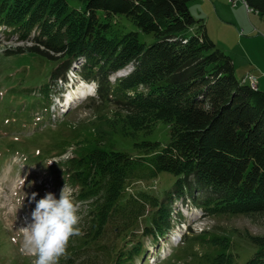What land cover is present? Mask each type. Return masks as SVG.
I'll use <instances>...</instances> for the list:
<instances>
[{
	"label": "trees",
	"instance_id": "16d2710c",
	"mask_svg": "<svg viewBox=\"0 0 264 264\" xmlns=\"http://www.w3.org/2000/svg\"><path fill=\"white\" fill-rule=\"evenodd\" d=\"M190 1L0 0L6 34L30 42L13 54L32 52L56 63L53 81L64 80L71 64L83 58L78 74L96 81L101 104L114 103L127 116L126 135L149 132L158 121L170 131L164 146L136 144L140 153L134 157L96 146L67 160L65 178L79 187L77 200L85 203L82 235L70 238L62 264H127L140 248L121 250L115 242L137 231L147 205L159 203L151 219L156 232L145 227L142 235L155 239L168 231L172 194L207 196L197 205L209 215L264 213V92L236 79L230 57L190 15ZM242 1L264 17V0ZM117 17L155 42L145 46L136 32L116 30ZM131 62L129 74L108 80ZM48 89L45 84L43 92ZM160 172L176 177L161 202L144 192L127 193ZM249 241L255 250L244 264H264V236ZM210 242L221 245L208 255L210 264H236L228 239Z\"/></svg>",
	"mask_w": 264,
	"mask_h": 264
},
{
	"label": "rangeland",
	"instance_id": "374dc122",
	"mask_svg": "<svg viewBox=\"0 0 264 264\" xmlns=\"http://www.w3.org/2000/svg\"><path fill=\"white\" fill-rule=\"evenodd\" d=\"M232 1L192 0L188 10L194 20L202 21L207 37L215 46L230 57L236 79L248 80L250 84L252 77L256 89L264 92V17L249 10L242 0ZM117 18L120 25L116 30L136 32L145 46L155 42L152 34L139 32L125 18ZM110 21L116 23L117 19L113 17ZM7 31L0 24V264H32L34 257L20 251L23 235L20 228L29 222L35 207V201L29 203L33 192L38 194L37 200L48 192L58 199L64 184L70 186L65 178L67 160L89 148H111L134 157L140 153L136 144L156 142L164 146L169 142L170 131L166 123L158 121L149 132L126 135L127 116L117 112L114 103L101 104L98 97L84 99V94L79 92L82 87L88 91L91 88L89 82L85 83L76 74L82 58L73 65L74 70L65 73L66 84L58 79L53 81L49 74L56 63L32 52L13 54L17 47H27L30 42L9 36ZM133 64L117 71L109 81L123 76L120 73L125 70L131 72ZM45 84L49 86L46 93ZM62 91L65 101L70 99L75 103H71L65 114L55 109L56 98ZM175 180V176L160 172L154 179L135 182L128 193L144 192L160 201L167 198L165 192ZM73 190L78 202L79 226L83 217L81 206L85 202L77 200L79 187ZM170 197L169 233L157 232L159 240L141 236L145 227L155 231L151 219L159 208L158 203L155 208L145 207L135 236L128 231L124 240L115 242L121 250L140 248V254L127 264H210L212 257L208 255L221 251V245L210 242L215 237L228 239V252L236 256V264H244L255 250L250 238L264 236V213L209 215L197 205L207 198L205 195L194 192L192 197L185 192ZM189 217L200 221L192 226L191 233H185ZM61 260L58 264H62Z\"/></svg>",
	"mask_w": 264,
	"mask_h": 264
},
{
	"label": "clouds",
	"instance_id": "9594fccd",
	"mask_svg": "<svg viewBox=\"0 0 264 264\" xmlns=\"http://www.w3.org/2000/svg\"><path fill=\"white\" fill-rule=\"evenodd\" d=\"M37 195L33 192L29 198V203L35 201V207L29 222L20 228L23 234L20 251L34 257L32 264H58L59 258L66 253L70 238L82 235L78 227V202L74 190L65 184L58 199L51 192L39 200Z\"/></svg>",
	"mask_w": 264,
	"mask_h": 264
},
{
	"label": "built area",
	"instance_id": "2783aa9c",
	"mask_svg": "<svg viewBox=\"0 0 264 264\" xmlns=\"http://www.w3.org/2000/svg\"><path fill=\"white\" fill-rule=\"evenodd\" d=\"M202 1H205V0H202ZM232 2L234 3V0H233ZM249 78H250V84L256 86V83H255V81L252 79V77H249Z\"/></svg>",
	"mask_w": 264,
	"mask_h": 264
},
{
	"label": "bare ground",
	"instance_id": "6f19581e",
	"mask_svg": "<svg viewBox=\"0 0 264 264\" xmlns=\"http://www.w3.org/2000/svg\"><path fill=\"white\" fill-rule=\"evenodd\" d=\"M247 82H248V80H247ZM248 83H249V82H248ZM251 86H252V87H255V85H252V84H251Z\"/></svg>",
	"mask_w": 264,
	"mask_h": 264
},
{
	"label": "crops",
	"instance_id": "0c3cea01",
	"mask_svg": "<svg viewBox=\"0 0 264 264\" xmlns=\"http://www.w3.org/2000/svg\"><path fill=\"white\" fill-rule=\"evenodd\" d=\"M241 2V1H240ZM242 3V2H241Z\"/></svg>",
	"mask_w": 264,
	"mask_h": 264
}]
</instances>
